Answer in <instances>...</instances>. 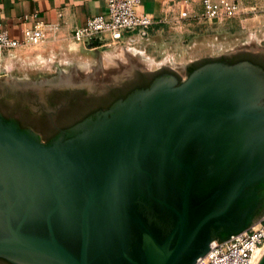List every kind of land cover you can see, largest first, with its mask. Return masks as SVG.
<instances>
[{"label":"water","instance_id":"95a60500","mask_svg":"<svg viewBox=\"0 0 264 264\" xmlns=\"http://www.w3.org/2000/svg\"><path fill=\"white\" fill-rule=\"evenodd\" d=\"M263 215L264 68L250 60L160 73L47 140L0 111L12 264H195Z\"/></svg>","mask_w":264,"mask_h":264},{"label":"rangeland","instance_id":"374dc122","mask_svg":"<svg viewBox=\"0 0 264 264\" xmlns=\"http://www.w3.org/2000/svg\"><path fill=\"white\" fill-rule=\"evenodd\" d=\"M253 16L249 13L245 17L209 24L193 15H183L175 22H166L142 44L85 49L58 62H35L34 48L26 53L13 51L10 56L12 64L0 67V80L10 77L46 78L56 70L70 68L78 72L77 76L92 74L106 80L129 73L134 68L156 70L165 66L180 71L181 66L194 60L217 57L239 49L264 52V21L251 19ZM138 49L144 53L138 52ZM89 81L83 80L80 84L90 85Z\"/></svg>","mask_w":264,"mask_h":264},{"label":"flooded vegetation","instance_id":"af4514ba","mask_svg":"<svg viewBox=\"0 0 264 264\" xmlns=\"http://www.w3.org/2000/svg\"><path fill=\"white\" fill-rule=\"evenodd\" d=\"M214 59L230 63L250 60L264 68L263 51L239 49L218 58L185 64L179 68L180 71L169 67L154 71L134 68L129 73L117 78L108 77L106 80L92 74L88 77L77 76L78 72L71 68L65 71L59 69L46 78L10 77L0 80V111L7 117L16 118L21 126L35 129L43 140H47L60 129L81 120L89 113L108 107L115 99L123 97L134 88L147 86L160 73L170 72L183 78L199 65ZM193 66L194 69L190 71ZM83 80H91L90 85L80 84ZM30 101L42 109L41 114H35L29 109L27 105ZM24 103L27 105L23 106ZM33 118L38 119L39 123L33 122ZM0 264L12 263L0 258Z\"/></svg>","mask_w":264,"mask_h":264},{"label":"built area","instance_id":"2783aa9c","mask_svg":"<svg viewBox=\"0 0 264 264\" xmlns=\"http://www.w3.org/2000/svg\"><path fill=\"white\" fill-rule=\"evenodd\" d=\"M141 0H106L104 12L87 18L85 23L74 28L71 37L76 42L91 43L93 49L117 47L126 33L146 36L153 19L138 11ZM201 11L194 17L206 23H220L235 17L240 12V0H200ZM20 37L0 29V61L3 56L21 46L42 44L57 24L46 23L36 12L19 17ZM264 246V215L249 229L216 243L211 241L204 257L195 264H256L258 251Z\"/></svg>","mask_w":264,"mask_h":264},{"label":"crops","instance_id":"0c3cea01","mask_svg":"<svg viewBox=\"0 0 264 264\" xmlns=\"http://www.w3.org/2000/svg\"><path fill=\"white\" fill-rule=\"evenodd\" d=\"M105 3L106 0H0V29L20 37V29L30 22L20 25L19 17L36 12L40 20L57 24L58 29L51 31L40 45L21 46L13 51L26 53L34 48L35 62L67 60L79 51L93 49L89 47V43L76 42L71 37V32L83 25L87 18L104 12ZM201 9L200 0H141L138 11L149 14L154 22L146 36L126 33L119 45L122 44L123 47V44L124 46L142 44L149 39L150 34L167 24L166 22H175L183 15L190 17L198 14ZM249 13L254 14L251 19L264 21V0H240V12L233 18L245 17ZM13 51L3 56L0 67L12 64L10 56ZM138 52L144 53L140 49Z\"/></svg>","mask_w":264,"mask_h":264},{"label":"bare ground","instance_id":"6f19581e","mask_svg":"<svg viewBox=\"0 0 264 264\" xmlns=\"http://www.w3.org/2000/svg\"><path fill=\"white\" fill-rule=\"evenodd\" d=\"M0 73H2V71H0ZM263 251H264V246H263L262 249H260V250L258 251V258H257V261H258V259L260 258V256H261V254H262Z\"/></svg>","mask_w":264,"mask_h":264},{"label":"trees","instance_id":"16d2710c","mask_svg":"<svg viewBox=\"0 0 264 264\" xmlns=\"http://www.w3.org/2000/svg\"><path fill=\"white\" fill-rule=\"evenodd\" d=\"M208 59H206L205 61H207ZM192 69H194V66L192 67V68H190V71L192 70ZM144 86H146V85H144ZM130 92V91H129ZM127 94V93H126ZM125 94V95H126ZM125 95H123V96H125Z\"/></svg>","mask_w":264,"mask_h":264}]
</instances>
